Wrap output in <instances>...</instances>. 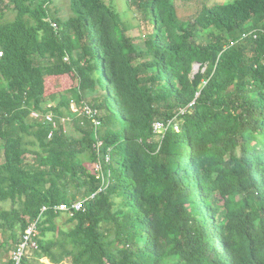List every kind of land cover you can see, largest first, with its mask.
Wrapping results in <instances>:
<instances>
[{"label":"trees","instance_id":"trees-1","mask_svg":"<svg viewBox=\"0 0 264 264\" xmlns=\"http://www.w3.org/2000/svg\"><path fill=\"white\" fill-rule=\"evenodd\" d=\"M6 1L0 202L13 208L0 211V230L10 232L11 249L16 231L47 209L24 264H264V0L211 5L194 21L181 20L173 0H143L151 46L133 43L104 0H69L67 20L52 16L47 0ZM9 8L14 18L5 21ZM64 81L71 99L42 108L49 83ZM89 93L100 98L87 103L99 111L98 128L69 110ZM192 102L178 131L154 133L153 123ZM37 110L55 118L66 111L72 132L59 123L48 138L50 127L31 117ZM154 151L162 161L145 166ZM85 159L101 162L104 180ZM82 180L81 199L94 195L84 211L55 212L76 201L67 187Z\"/></svg>","mask_w":264,"mask_h":264},{"label":"rangeland","instance_id":"rangeland-1","mask_svg":"<svg viewBox=\"0 0 264 264\" xmlns=\"http://www.w3.org/2000/svg\"><path fill=\"white\" fill-rule=\"evenodd\" d=\"M233 0H173L178 17L183 21H194L197 17L201 15L203 12V9L205 7H210L211 5L220 4V3H228ZM106 5L112 6L115 12L118 14L121 21L126 25L127 27V37L136 44H145L147 46L153 45V35H154V26L153 22L148 14V12L139 6L143 2V0H104ZM7 4L6 0H3V3L1 4V7L4 8V6ZM52 16H56L58 18H61L63 20H67L72 16L70 11V5L69 0H52V4H50L47 7ZM14 18V13L11 10V8L7 9L5 11V21H11ZM215 33L221 34L225 36V33H222L219 30L214 29ZM68 61V60H67ZM199 69V66L194 64L192 66V73L191 78L194 74L197 73ZM49 84L53 85L51 91L47 92L46 96L52 95V97H46L44 99V102L42 104V108H47L48 106L55 107L58 105L61 95L65 97L66 99H71V93L70 90H66L63 92V88H69L70 82L64 81L60 83H54L50 82ZM99 98L98 94H87V97H85V100L81 104H77L76 102H71L69 106V110L72 114H75L76 117H85L84 108L85 107H91L87 103L93 104L94 100H100L96 99ZM85 106V107H83ZM63 110V109H62ZM61 110V111H62ZM102 115V111L100 112ZM53 116V115H52ZM51 119L53 120L56 126L59 125V123L64 125L65 133H71L72 127L71 125V118L66 114V111H63V118H55L54 116ZM51 130V124L48 125ZM95 127H100L101 123L99 125H94ZM49 130V131H50ZM29 141H32V138L27 137L26 138ZM0 141V146H1ZM2 151L0 150V163L3 162V155ZM89 156V155H88ZM27 162L33 163L34 157L33 156H27ZM86 160V167L87 170L91 169L93 162ZM162 158L158 155L156 151L153 152L151 157L146 161L145 166L152 165L156 162H161ZM87 180H82L80 182V187L76 190L74 185H68L67 192L69 193L70 197H74L76 200H82L81 197L83 196V193L87 187ZM116 203H119V199H115ZM12 204L8 202H0V211H9L11 210ZM67 218V215L62 214L61 218L57 223L61 225ZM66 226V225H65ZM66 227H69L68 225ZM22 233V229H18L16 231L17 238L20 237ZM12 246V240L10 236V232H2L0 230V264H6L9 258V253ZM9 249V250H7ZM95 260L98 261L100 259V252L95 249L94 250Z\"/></svg>","mask_w":264,"mask_h":264},{"label":"built area","instance_id":"built-area-1","mask_svg":"<svg viewBox=\"0 0 264 264\" xmlns=\"http://www.w3.org/2000/svg\"><path fill=\"white\" fill-rule=\"evenodd\" d=\"M49 5H50V0H47L44 7L47 8ZM48 22L50 23L52 29L54 31H57L58 27H57L56 23L52 22L49 19H48ZM247 36L248 35H243L242 38H245ZM253 37H255V36H253ZM0 56H1V54H0ZM67 60H68L67 58H64V61H67ZM193 105H194V102H192L186 108L179 109L176 116L171 120H167L165 122L153 123L152 127H153L154 133L163 136L167 131H169L171 129L174 131H178V121L180 120V116H183L184 114H186L193 107ZM50 107L51 106H48L47 108H50ZM83 107H85V106H83ZM84 110H85L84 111L85 114H83V115L85 117H87L88 119H92L94 125L100 124V122L95 119L99 115V111L97 109H94L92 107H85ZM51 116H52L51 113L42 114L38 110L33 111L31 114L32 118L37 119L43 123H46L47 125H50V124L52 125L51 130L48 133V138H50L52 131L54 129H56L55 124H54L53 120L51 119ZM95 128H97V127H95ZM102 146H103V143L101 141H98L97 145H95L94 153H95L96 157L98 155H100ZM108 160H109L108 155H105L104 161L107 162ZM89 173L91 175H94L97 179L99 177L103 178L101 162L100 161L94 162L92 164L91 169H89ZM103 180H104V178H103ZM102 189H103V186L101 188H99L97 192H100ZM93 197H94V195H91L90 197H88V199H92ZM88 199L76 200V201L69 202V203H62L58 206H55L54 211L67 213V214H69V216H71L75 212L84 211L85 201ZM46 210H47L46 207H42L39 215L33 221H31L28 225H26V227L24 228L20 237L18 238L17 243L10 250L9 258H8V264H24V257H25L26 251L28 249H32V250L37 249V245H38L37 244V238L39 236L38 223H39L41 214L44 213Z\"/></svg>","mask_w":264,"mask_h":264},{"label":"crops","instance_id":"crops-1","mask_svg":"<svg viewBox=\"0 0 264 264\" xmlns=\"http://www.w3.org/2000/svg\"><path fill=\"white\" fill-rule=\"evenodd\" d=\"M30 261H33L34 264H54L48 258H45V257L41 258L40 260H35V261L34 260H30ZM58 264H68V263L61 262V263H58Z\"/></svg>","mask_w":264,"mask_h":264},{"label":"clouds","instance_id":"clouds-1","mask_svg":"<svg viewBox=\"0 0 264 264\" xmlns=\"http://www.w3.org/2000/svg\"><path fill=\"white\" fill-rule=\"evenodd\" d=\"M7 264H8V261H7Z\"/></svg>","mask_w":264,"mask_h":264}]
</instances>
